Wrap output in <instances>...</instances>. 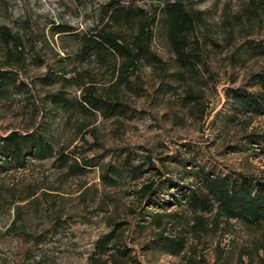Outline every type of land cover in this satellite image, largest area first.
Segmentation results:
<instances>
[{"label":"rangeland","instance_id":"374dc122","mask_svg":"<svg viewBox=\"0 0 264 264\" xmlns=\"http://www.w3.org/2000/svg\"><path fill=\"white\" fill-rule=\"evenodd\" d=\"M109 1L0 0V24L22 42L24 61L16 72L25 83L23 90L0 92V137L47 121L53 127L54 149L63 151L68 164L74 158L78 164H90L83 173L72 174L53 157L0 171V264H95V243L105 235L111 241L101 259L108 264H264L259 246L263 230L223 219L214 227L207 213L202 214L207 226L192 228L193 214L185 204H168L166 210L177 216L162 217L158 227L150 213L141 217L139 212L154 207H146L135 193L141 184L163 179L143 165L146 157L165 176L185 185L194 178L180 161L186 168L193 163L216 173L235 170L264 178V141L252 139V134H264V115L237 111L225 94L227 87L260 88L253 75L264 72V5L255 8L260 0H196L203 11L197 34L207 44L215 78L201 73L207 84L201 90L196 86L200 105L193 109L185 84L162 75L146 60L140 61L138 74L115 91L117 62L94 57L78 62V42L70 34L53 33L56 24L72 26L78 33L92 31L103 22L102 6ZM120 1L149 13L167 0ZM113 28L128 39L135 32L130 24ZM150 50L169 71L176 70L161 26L154 31ZM4 51L0 42V62ZM48 72H81L84 86L94 85L105 101L117 95L120 104L109 117L103 109L53 108L48 94L62 90L78 99L83 88H63L57 79L48 82ZM128 152L143 171L124 173L113 185L104 183L102 166H123ZM172 194L173 189L160 187L157 199L168 202ZM161 233L183 236L185 248L175 255L163 252L157 243ZM117 247L127 250L120 254Z\"/></svg>","mask_w":264,"mask_h":264},{"label":"trees","instance_id":"16d2710c","mask_svg":"<svg viewBox=\"0 0 264 264\" xmlns=\"http://www.w3.org/2000/svg\"><path fill=\"white\" fill-rule=\"evenodd\" d=\"M254 1L251 0L253 3ZM195 3L196 0H167L159 10L154 8L148 13L130 4H123L120 0H111L102 6L103 22L92 31L78 33L75 28L66 24H56L52 29L56 34H70L78 42L79 48L74 56L78 62H85L93 57L102 61L112 59L117 62L115 65L118 80L112 85L115 91L119 85L128 81L130 75L138 74L140 61L146 60L154 68L159 69L162 75L175 76L185 84L187 101L193 103L191 108L199 109L201 96L195 89L196 86L200 88L207 84L201 73H206L211 80L215 78V74L209 64L207 44L197 34L203 22V11L198 9ZM254 5L255 8L262 7L264 0L255 2ZM124 24L135 27V32L129 39L113 28ZM159 26L164 30L165 41L174 58L176 70L169 71L167 64L150 50L154 31ZM0 42L5 47L3 60L0 62V92L9 88L23 90L25 83L18 80L16 72L24 61L21 39L8 27L0 24ZM261 48L264 51V46ZM253 76L258 79L260 86L258 91L237 86L227 87L225 94L231 106L237 111L261 116L264 115V72H258ZM83 77L81 72H75L74 76H66V72L63 74L48 72L45 75L48 82L57 79L61 81L63 88L69 86L83 88V95L78 99L67 97L62 90L48 94L51 106L64 110L78 107L90 112L103 109L105 116H112L116 111V105L120 104L117 95H114V101L103 100L95 93L94 85L84 86ZM252 136L255 141H264V134ZM54 137L52 124L47 121L23 133L12 130L1 136L0 171L10 167H23L30 159L43 160L55 157L61 166H68L70 173H83L90 164L87 161H84L83 165L78 164L75 158L73 163L68 164V157L63 151L54 149ZM183 162H179L183 170L187 174L191 173L194 178L190 185L180 183L173 176H165V171L155 167L152 160L146 157L143 165H148L147 168L153 169L159 179L161 177L163 179L159 183L151 179L136 190V196L144 201L146 207H154L152 212H149L150 210L139 212L141 217L150 213L156 225L160 227L162 217L171 220L177 216L174 211L166 210L168 204H185L193 214L192 228H204L208 222L202 214L207 213L212 215L210 224L214 227L218 226L220 219L226 223L235 220L248 229L263 230L264 234V178L235 170L216 173L193 163L190 165L191 168H186ZM163 169L166 170V166ZM141 171L143 170L140 165L131 162L128 152L123 166L106 163L102 166L100 177L104 183L113 185L124 173L136 175ZM160 187L174 190L171 200L164 203L158 201L157 193ZM110 241L109 235L96 241L94 254H98V258H94L95 264H108L106 260L101 259V255L108 252ZM157 243L163 252L175 255L185 248L186 240L181 235L161 233L157 237ZM259 246L264 251V240L259 242ZM115 250L124 254L127 248L117 247Z\"/></svg>","mask_w":264,"mask_h":264}]
</instances>
